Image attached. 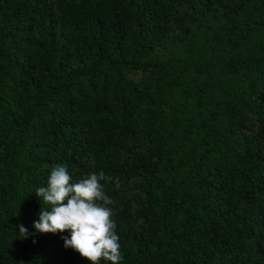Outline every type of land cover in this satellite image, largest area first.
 Wrapping results in <instances>:
<instances>
[{"label":"trees","instance_id":"trees-1","mask_svg":"<svg viewBox=\"0 0 264 264\" xmlns=\"http://www.w3.org/2000/svg\"><path fill=\"white\" fill-rule=\"evenodd\" d=\"M57 164L119 178L121 264H264V0H0V264H90Z\"/></svg>","mask_w":264,"mask_h":264},{"label":"clouds","instance_id":"clouds-1","mask_svg":"<svg viewBox=\"0 0 264 264\" xmlns=\"http://www.w3.org/2000/svg\"><path fill=\"white\" fill-rule=\"evenodd\" d=\"M88 164L95 169L94 159H89ZM109 183H115L117 188L120 186L118 177L114 179L103 170L90 171L74 181L66 165H54L46 186L35 190L41 202L39 220L33 224L35 231H68L69 236L63 237L64 247H71L90 264H100L101 260L121 264L120 237L113 219L112 205L115 201L105 190V185ZM42 204L46 207H42ZM18 227L21 239L30 235L23 224Z\"/></svg>","mask_w":264,"mask_h":264}]
</instances>
